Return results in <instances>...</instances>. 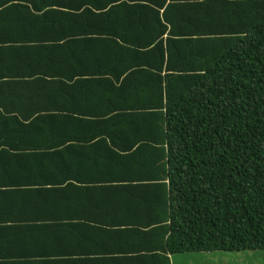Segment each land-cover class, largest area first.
<instances>
[{
    "label": "crops",
    "instance_id": "0c3cea01",
    "mask_svg": "<svg viewBox=\"0 0 264 264\" xmlns=\"http://www.w3.org/2000/svg\"><path fill=\"white\" fill-rule=\"evenodd\" d=\"M112 2L0 0V264L114 263L157 244L131 232L168 224L159 174L133 156L150 152L138 145L157 147L158 131L73 126L158 103L151 85L116 90L130 65L138 80L151 79L155 58L118 45L127 34L150 42L146 25L124 33L129 20L117 13L70 21L60 13Z\"/></svg>",
    "mask_w": 264,
    "mask_h": 264
},
{
    "label": "trees",
    "instance_id": "16d2710c",
    "mask_svg": "<svg viewBox=\"0 0 264 264\" xmlns=\"http://www.w3.org/2000/svg\"><path fill=\"white\" fill-rule=\"evenodd\" d=\"M77 10L60 13L68 21L117 13L129 20L121 32L146 25L152 38H119L126 55L149 53L157 64L147 81L126 67L116 90L154 86V110L130 106L143 110L73 126L157 130L158 146L138 145L150 152L133 156L159 174L169 221L131 232L157 241L146 254L49 264H171L174 255L264 250V0H116Z\"/></svg>",
    "mask_w": 264,
    "mask_h": 264
},
{
    "label": "rangeland",
    "instance_id": "374dc122",
    "mask_svg": "<svg viewBox=\"0 0 264 264\" xmlns=\"http://www.w3.org/2000/svg\"><path fill=\"white\" fill-rule=\"evenodd\" d=\"M188 255L192 256L186 257ZM175 264H264V250L175 255ZM181 258V259H180Z\"/></svg>",
    "mask_w": 264,
    "mask_h": 264
}]
</instances>
